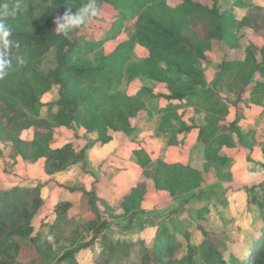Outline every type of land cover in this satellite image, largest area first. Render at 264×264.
I'll use <instances>...</instances> for the list:
<instances>
[{
	"label": "trees",
	"instance_id": "obj_1",
	"mask_svg": "<svg viewBox=\"0 0 264 264\" xmlns=\"http://www.w3.org/2000/svg\"><path fill=\"white\" fill-rule=\"evenodd\" d=\"M27 1H39L43 6L31 23H26V18L30 15L34 19L36 8L32 5L23 11L22 5ZM87 2L0 0V10L4 4L10 7L19 5L15 16L0 18L5 19L12 29L13 37L20 44L12 54L8 76L0 80L1 135L25 147L27 151L30 146L37 149L46 159L48 174L65 171L78 160L83 161L90 148L87 145L80 153L71 144L52 149L49 139L53 127L77 124L89 132H98V140L105 143L111 141L107 134L109 130H130L132 117L145 105L144 101L140 103L141 99L138 101V97L116 91L124 78L130 81L139 75L150 76L157 82L166 83L167 92L159 95L168 102L160 111L159 124V130L166 136L170 135L171 120L177 116V110L182 107L198 109L202 101L216 95V87L235 93L242 85L241 95L238 94L240 101L249 95L252 100L262 103L264 82L253 79L256 75L264 79V51L260 62L251 54L244 60L227 62L221 78L212 86L203 85L201 61L215 49L218 42L230 34L231 25L235 23L232 15L221 12L219 0L209 7L192 0H185L178 7L168 6L165 0H97L100 14L109 8L115 17L114 27L102 39L83 44L79 39L81 30L70 38L58 35L54 24L58 15L74 13ZM262 17L261 14H250L240 24L253 23L257 26V22H262L264 26ZM130 23L132 26L128 25ZM123 33L128 35L126 42L120 44L112 54L100 55L103 45ZM137 46L147 49L149 54L143 61L130 64L131 51ZM54 49V66L48 71H40L38 65ZM91 54L96 55L93 62L89 58ZM54 87L59 88V98L53 102H43V97ZM114 91V94L111 93ZM45 107L50 109L43 121L34 122L31 116H40ZM217 108L215 105L208 111L215 112ZM23 124L33 131L29 143L16 136L20 135ZM230 127L225 123L208 124L199 128V138L208 143V147H211V143L232 147L234 140L227 135ZM238 132L239 136L243 135ZM215 153L209 152V159L214 158ZM141 163L144 167L149 164L144 159ZM175 166L179 165L159 166L153 177L156 185L169 189L172 177L178 176L174 175L175 170L169 171L170 167ZM181 169L180 173L186 171L184 166ZM186 172L184 178L189 180L193 171ZM143 185V182L136 184L124 200L132 202ZM262 188L261 195L248 197V206L257 208L259 218L254 220L250 226L252 230L245 236L247 249L242 257L235 254L228 257L227 246H221L218 239L220 235L208 232L201 225L198 227L202 231L203 241L198 246L192 244L189 236H176L166 230L152 244L120 240L107 249L104 244L106 236L103 234L109 226L106 221L98 225V222H94L91 227L94 235L89 242L59 256L55 245L50 242L51 238L61 237L69 225L79 221L81 213L69 218L72 206L66 202L58 207L56 220L43 224L37 230L36 218L44 203L42 187L3 188L0 189V264H80V255L89 252L94 255V264H264V186ZM69 189L74 193H82L83 212L91 211L98 215L100 209L96 189ZM124 207L127 206L124 204ZM134 220L131 218L130 221ZM99 245L102 252L97 251Z\"/></svg>",
	"mask_w": 264,
	"mask_h": 264
},
{
	"label": "rangeland",
	"instance_id": "obj_2",
	"mask_svg": "<svg viewBox=\"0 0 264 264\" xmlns=\"http://www.w3.org/2000/svg\"><path fill=\"white\" fill-rule=\"evenodd\" d=\"M165 1L170 7H178L185 0ZM192 1L209 7L217 0ZM32 5L36 8L34 19L29 15L26 23L33 22L43 8L39 1H27L22 5L23 11ZM219 6L221 12L234 17L235 23L231 25L230 34L201 61L203 85L207 87L224 75L227 62L244 60L249 54L258 62L263 59V23L257 22V26L240 23L255 13L263 15L264 20V0H230L229 3L219 0ZM114 24V13L106 8L80 31L79 39L83 44L97 42ZM127 39L122 35L117 41L106 43L100 48V55L112 54ZM55 53L56 49L37 68L40 71L51 69L55 64ZM148 54L147 49L137 46L131 51L129 63H139ZM89 58L93 62L96 55L91 54ZM253 80L264 82L257 75ZM242 87L240 85L235 93L216 87V95L202 101L198 109L180 108L171 120L170 135L166 136L159 130L160 111L168 104L159 95L167 92L166 83L157 82L150 76L139 75L130 81L124 78L116 91L138 97V101L141 99L140 103L144 101L145 105L132 117L130 130H109L107 134L111 141L105 143L98 140V132H89L77 124L53 127L49 139L52 149L71 144L80 153L84 147L90 146L83 161L78 160L67 170L53 175L47 173L46 159L37 149L30 146L27 151L16 142L12 143L1 135L0 129V189L42 187L44 203L36 218L37 230L43 224L56 220L58 207L66 202L72 206L69 218L81 213L79 221L69 225L61 237L51 238L50 242L55 245L59 256L89 242L94 235L91 229L94 222L98 225L106 221L109 226L103 234L107 249L120 240L152 244L166 230L176 236L187 235L192 244L198 246L203 241L198 227L201 225L208 232L220 235L218 239L221 246H227L228 257L231 254L242 257L247 249L245 236L252 230L250 226L254 220L259 218L257 208L248 206V197L261 195L264 186V99L260 104L245 95L240 101L238 94ZM58 98L59 88L54 87L43 97V102H53ZM215 105L218 107L215 112L208 111ZM49 109L43 108L40 116H31L32 120L43 121ZM221 110H224L223 113ZM214 123L231 125L227 135L234 140L232 147L216 143L208 147V143L199 138V128ZM238 130L242 136L238 135ZM32 134V129L23 124L20 135L16 136L29 143ZM137 149L140 150L138 155H133ZM212 151H216L215 157L209 159V152ZM143 159L149 162L146 167L142 166ZM176 164L179 166L169 168V171L175 170L174 175L178 174L172 177L169 189L156 185L153 177L157 168ZM181 166L188 172L193 171L189 180L184 178L186 171L180 173ZM140 182L144 185L137 191V196L132 202L125 201V196ZM69 188L96 189L100 209L98 215L91 211L83 212L82 193L71 192ZM131 218L135 220L131 222ZM100 246H97L98 252H102ZM93 256L91 252L81 254L79 263L94 264Z\"/></svg>",
	"mask_w": 264,
	"mask_h": 264
},
{
	"label": "clouds",
	"instance_id": "obj_3",
	"mask_svg": "<svg viewBox=\"0 0 264 264\" xmlns=\"http://www.w3.org/2000/svg\"><path fill=\"white\" fill-rule=\"evenodd\" d=\"M18 8L19 5L10 7L8 4H4L2 10H0V17L15 16ZM99 14L96 0H88L74 13L66 12L63 16H58L54 20L55 32L65 38H70L72 34L88 27L93 17ZM3 18H0V80L8 76L12 66V54L15 49L20 47L18 40L13 37L11 27Z\"/></svg>",
	"mask_w": 264,
	"mask_h": 264
},
{
	"label": "crops",
	"instance_id": "obj_4",
	"mask_svg": "<svg viewBox=\"0 0 264 264\" xmlns=\"http://www.w3.org/2000/svg\"><path fill=\"white\" fill-rule=\"evenodd\" d=\"M225 1H227V2L229 3V1H230V0H225ZM233 3H234V2H233ZM128 25L132 26V24H131V23H130V24H128ZM122 35H125V36H127V38H128V35H127L126 33H123V34H121L120 36H122ZM120 36H119V37H120ZM119 37H118L117 39H115V40H111V41H109V42H112V41H117V40L119 39ZM127 40H128V39H127ZM127 40H126V41H127ZM126 41H125V42H126ZM107 43H108V42H107ZM123 43H124V42H123ZM121 44H122V43H121ZM138 151H140V150H139V149H137V152H138ZM137 152H136V150H134V151H133V155H136V154H137Z\"/></svg>",
	"mask_w": 264,
	"mask_h": 264
}]
</instances>
